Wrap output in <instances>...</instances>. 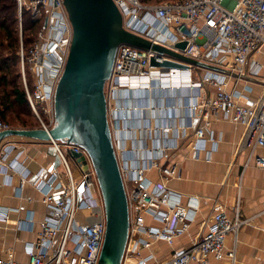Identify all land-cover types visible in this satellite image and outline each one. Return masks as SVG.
Segmentation results:
<instances>
[{"label":"built area","instance_id":"built-area-1","mask_svg":"<svg viewBox=\"0 0 264 264\" xmlns=\"http://www.w3.org/2000/svg\"><path fill=\"white\" fill-rule=\"evenodd\" d=\"M113 1L126 30L208 65L124 43L117 48L104 92L128 203L129 233L120 264H210L212 259L233 264L235 246L227 247L226 238L231 234L236 240L252 217L242 215L239 200L227 207L216 197L208 198L209 211L201 214L197 197L185 201L169 186L180 172L168 158L190 136L194 157L199 158L207 142L214 141L209 131L213 119L242 125L240 145L251 152L264 148V0ZM18 6L19 16L26 8L42 17L46 29L38 33L26 57L33 63L32 83L22 50L20 66L31 111L38 127L48 131L55 123L54 90L69 52L72 26L63 0H18ZM181 41L185 46L179 49L176 44ZM151 58L186 66L156 65ZM10 127L0 119V130ZM50 142L61 171L47 178L38 172L33 182L45 207L36 236L24 243L25 260L11 251L3 255L0 248V264H98L105 216L94 170L89 162L86 169L76 162L80 173L75 177L69 150L85 154L84 150L72 143ZM16 147L10 138L0 145V176L9 183L12 173L19 175L20 197L28 173L18 161L20 150L8 160ZM254 160L264 167V156L255 155ZM11 209L0 207V219H8ZM21 220L17 228H33L30 214ZM195 221L188 242L174 246ZM160 242L173 246L163 258L157 257L154 246Z\"/></svg>","mask_w":264,"mask_h":264},{"label":"water","instance_id":"water-1","mask_svg":"<svg viewBox=\"0 0 264 264\" xmlns=\"http://www.w3.org/2000/svg\"><path fill=\"white\" fill-rule=\"evenodd\" d=\"M72 36L67 59L53 97L54 125L10 127L0 130V145L10 137L39 141L59 140L80 146L85 154L69 150L70 157L86 169L91 164L105 216V233L98 264H120L128 239L127 196L118 166L107 117L104 87L112 73L117 48L124 43L143 50L175 56L186 63L206 65L184 56L122 26L121 12L113 0H63ZM185 41L176 47L182 49ZM165 66H186L171 60Z\"/></svg>","mask_w":264,"mask_h":264},{"label":"crops","instance_id":"crops-1","mask_svg":"<svg viewBox=\"0 0 264 264\" xmlns=\"http://www.w3.org/2000/svg\"><path fill=\"white\" fill-rule=\"evenodd\" d=\"M209 131L214 141H208L195 159L191 148L193 136L187 137L181 145L171 152L170 161L177 163L179 177L169 181V186L182 193L183 200L197 197L201 214L209 211V197H216L227 207L239 200L243 216H251L249 223L241 226L236 240L231 234L226 238V246H235L233 264H264V167L258 165L255 155L264 156V148H256L251 152L248 146H241L240 140L243 126L224 119H213ZM17 144L8 157L13 158L20 150L18 161L26 168L27 180L23 185L21 196L16 195L19 175L10 173V182L0 176V207L12 208L8 219H0V248L3 255L8 251L14 257L25 260V241L33 240L38 229L37 223L45 214L41 194L33 182L40 176L47 178L59 174L61 163L59 156L50 141H39L28 137H10ZM75 177L79 176L76 161L72 159ZM153 177L155 172H150ZM31 215L33 228H17L18 221ZM193 214V211H191ZM197 214L194 213L195 216ZM22 221V220H21ZM196 230V221L189 232L180 237L174 246L188 242L190 235ZM158 258L168 256L173 246L165 242L155 243ZM210 264H232L227 259H212Z\"/></svg>","mask_w":264,"mask_h":264},{"label":"trees","instance_id":"trees-1","mask_svg":"<svg viewBox=\"0 0 264 264\" xmlns=\"http://www.w3.org/2000/svg\"><path fill=\"white\" fill-rule=\"evenodd\" d=\"M153 1L162 2V0ZM22 14L24 22L21 18ZM21 16V29L18 30L16 0H0V117L6 118V112L13 110L18 127L34 128L38 127V123L31 120V108L21 81L20 86L17 82L20 71L16 69L15 64L18 63L19 42L21 38L25 43L34 40L38 18L32 16L26 8H22Z\"/></svg>","mask_w":264,"mask_h":264},{"label":"rangeland","instance_id":"rangeland-1","mask_svg":"<svg viewBox=\"0 0 264 264\" xmlns=\"http://www.w3.org/2000/svg\"><path fill=\"white\" fill-rule=\"evenodd\" d=\"M144 3H154L153 0H142ZM163 1V0H162ZM160 2V1H159ZM156 3V2H155ZM158 3V2H157ZM21 16V15H20ZM20 16H19V6H18V0H16V18H17V23H16V26L18 27V30L21 29V26L19 24V21H21L20 19ZM22 18V21L24 22V16L22 14L21 16ZM43 22V19L42 17H38V23H37V26H36V29H35V32H34V40L31 41L30 43L29 42H23L22 41V38H21V41L19 42V47H18V50H17V54H18V63L16 62V69L20 71V75L19 77H17V82L20 86V79H21V66H20V53L23 51V56H24V59H25V72H26V77L28 78L29 82H33L34 80V77L32 75V72H31V68L30 66L33 65V63H29L26 61V57H29L30 54L29 53V49L30 47L37 42V38H38V33L41 32V33H44L45 32V26L44 24L42 23ZM24 24V23H23ZM22 50V51H21ZM30 110V108H29ZM30 113H31V120L33 122H36L39 124L38 122V119L36 118V116L32 113V111L30 110ZM42 119L44 121H46V117L47 115L45 113H42L41 115ZM0 119H2L0 117ZM3 121L9 123L12 127H18L19 125L17 124V120L15 119L14 117V111L12 110H8L6 112V118L2 119ZM89 211L85 210L84 213L87 214ZM79 214H83V211L82 212H79Z\"/></svg>","mask_w":264,"mask_h":264}]
</instances>
